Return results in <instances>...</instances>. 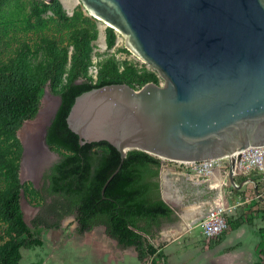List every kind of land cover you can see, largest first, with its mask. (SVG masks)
I'll use <instances>...</instances> for the list:
<instances>
[{
  "label": "water",
  "instance_id": "obj_1",
  "mask_svg": "<svg viewBox=\"0 0 264 264\" xmlns=\"http://www.w3.org/2000/svg\"><path fill=\"white\" fill-rule=\"evenodd\" d=\"M80 1L164 80L140 89L110 84L77 96L67 124L80 144L106 141L122 162L132 150L187 163L228 156L236 185L232 153L264 145V0ZM60 103L58 96L47 127ZM47 127L40 146L24 152L30 165L36 157L37 168L47 160L39 159L50 147ZM159 179L162 187L161 171ZM183 179L177 184L187 198L182 205L203 191L208 201L217 196ZM161 196L165 200L162 189Z\"/></svg>",
  "mask_w": 264,
  "mask_h": 264
},
{
  "label": "rangeland",
  "instance_id": "obj_2",
  "mask_svg": "<svg viewBox=\"0 0 264 264\" xmlns=\"http://www.w3.org/2000/svg\"><path fill=\"white\" fill-rule=\"evenodd\" d=\"M58 2L62 6L60 14L45 1V5L42 4L41 0H0V66L6 70L11 69L15 65L13 59L22 53L23 56L28 55L36 66H46L45 61L48 58L59 80L53 88H45V92L52 95L48 99L51 100V107L56 104L58 97L54 91H59L65 85L74 64L73 32L76 29H84L90 37L96 35L91 39L87 67V76L94 82L103 78L120 77L131 81L137 86L135 89L145 85L146 80L157 84L164 83L156 70L125 47L122 34L104 21L90 16L80 0ZM63 13L69 18H62ZM85 17L91 18L94 26L86 25L83 20ZM42 72L43 69L38 70L39 75ZM59 75L62 76L59 78ZM43 98L40 109L44 107ZM36 118L37 116L25 121L15 137L0 131V258L10 243L27 238L14 228L3 212V200L16 187L20 189L21 206L33 238L46 241L42 246L22 248V264H38V260L49 256L52 248L67 233L74 234L77 226L74 217L68 216L62 220L59 234L52 235L51 230L46 231L32 224L44 204L51 203L50 199L45 201L39 193L43 183L35 175L39 162L35 160V156L31 165L34 174L30 177L28 173H24L26 142L23 129ZM43 152L39 155L40 160L54 159L60 153H66L64 149L56 146H50ZM220 164L218 162L213 167L220 172L222 178V193L217 202L226 217L227 228L220 235L209 238L204 235L198 220L191 225L183 220L181 215L184 205L177 201L175 193L164 180L170 172L183 174L193 182L204 184L210 175L198 173L191 165L178 161H162V193L169 205L175 209L179 221L163 227L161 232L165 231V236L159 239L158 246L169 248L168 253L173 264H264V197L246 193L240 186L232 187ZM199 217L200 215H196V218ZM97 232L102 233L103 229L98 228ZM154 243L157 245L155 241Z\"/></svg>",
  "mask_w": 264,
  "mask_h": 264
},
{
  "label": "trees",
  "instance_id": "obj_3",
  "mask_svg": "<svg viewBox=\"0 0 264 264\" xmlns=\"http://www.w3.org/2000/svg\"><path fill=\"white\" fill-rule=\"evenodd\" d=\"M50 5L56 13H61L62 6L58 0H53ZM62 18L69 17L63 13ZM83 20L86 25L94 26L91 18ZM95 37L88 36L84 29L73 32L74 64L65 85L54 91L61 97V103L46 133L47 144L62 148L66 153H60L43 175L39 193L51 203L44 204L32 224L46 231L59 230L62 220L73 216L78 236L103 227L119 249L134 248L138 258L146 260L157 255L158 247L154 240L163 227L179 221L175 209L161 196L159 176L162 160L143 151L132 150L122 162L120 152L106 141L81 145L79 136L67 124L75 99L82 93L110 84L127 83L137 88L131 81L120 77L94 82L87 76L90 43ZM47 59L46 66H36L28 55L23 56L22 53L13 59L15 65L11 69L0 66L1 132L15 137L25 121L38 115L45 88H53L59 81L57 72ZM39 69H43L40 75ZM120 164L119 172L106 185L103 195L104 185ZM3 212L14 228L27 238L10 243L0 258V264H22V248L42 246L43 240L33 238L21 206L19 187L3 200Z\"/></svg>",
  "mask_w": 264,
  "mask_h": 264
},
{
  "label": "crops",
  "instance_id": "obj_4",
  "mask_svg": "<svg viewBox=\"0 0 264 264\" xmlns=\"http://www.w3.org/2000/svg\"><path fill=\"white\" fill-rule=\"evenodd\" d=\"M164 181L169 186L166 180ZM208 188H210L209 185ZM207 193L209 194V192ZM208 194L204 196V200L206 201L203 200L201 201L202 203L206 204L209 202L206 199ZM204 197L200 198L202 199ZM184 213L185 207L181 216L183 220H186L183 217ZM61 228L59 230H51L50 234H59ZM98 228H102L103 232L98 233ZM163 236H165V231L160 232L154 240L158 247L157 255L146 260H140L134 248L126 250L119 249L114 240L105 233L103 227H97L84 236H78L76 233H67L62 241L52 248L48 254L49 256L39 259V263L37 261L35 262L38 264H173V259L168 253L169 248L167 246L164 248L158 246L159 239H162ZM43 243H46V241H43Z\"/></svg>",
  "mask_w": 264,
  "mask_h": 264
},
{
  "label": "built area",
  "instance_id": "obj_5",
  "mask_svg": "<svg viewBox=\"0 0 264 264\" xmlns=\"http://www.w3.org/2000/svg\"><path fill=\"white\" fill-rule=\"evenodd\" d=\"M232 156L236 158V168L234 169L235 186H240L246 193H251L255 197H264V145L234 151ZM218 162H221L220 168L230 185L234 187L229 180L228 156L216 160L181 163L191 165L193 170L198 173L209 175L210 172L215 169L213 167L214 164ZM258 186H262L263 188L260 189ZM201 193V197L208 194L205 191ZM199 200H201V198ZM214 200L206 203L207 212H204L203 216L198 219L204 235L209 238L220 235L227 228L226 217L223 210L219 207V203H216Z\"/></svg>",
  "mask_w": 264,
  "mask_h": 264
},
{
  "label": "bare ground",
  "instance_id": "obj_6",
  "mask_svg": "<svg viewBox=\"0 0 264 264\" xmlns=\"http://www.w3.org/2000/svg\"><path fill=\"white\" fill-rule=\"evenodd\" d=\"M51 96L52 95H50L48 91L45 92V95L43 98V101H45L43 109L39 110V113H38L35 121L32 123L26 124L25 129H23L24 130L23 136H24V139L26 142L25 148L27 150H32L35 147L37 148V145L40 146L39 142H36L35 140H32V139L34 138L37 140V138H38L37 136L39 135L40 131L43 128L42 132L40 133V137H41V135L43 134V132H44L51 116H52V113L54 111L55 106L52 108V110L50 112L51 100L48 101V99H50ZM45 120H46V122H45ZM44 123L46 126L44 125ZM43 125H44V127H43ZM39 140H40V138H39ZM33 141H35V142H33ZM23 162H24V167H25L24 173L26 174L27 173V167L25 165H27L29 163L25 159ZM209 175H210V178L206 183L199 184L197 182H193L191 179H189L190 177L188 178L183 174H174V173L169 172L166 174V176H167L166 182L169 184L171 191L175 193V195L177 197L176 199L180 203L187 201L185 198V194H183L181 188L177 185L182 180H184L183 176L185 177L186 183H189V184L193 183L196 186L198 191H203L204 186L206 188H208V185H209L210 188H208V189H210V190L214 189L213 191H216L217 196L215 197L214 201L216 203H218L217 201L221 197V193H222L221 192L222 191L221 174L217 169H214L210 172ZM204 199H205V197L202 198L201 200H199L198 202H195V203H187L186 202V205L184 206L185 207V213L183 214V217L190 223V225L192 223H194L195 221H197L200 217L203 216L205 208H206V204L202 203L201 201H203ZM204 201H206V200H204ZM196 215H200V217L196 218Z\"/></svg>",
  "mask_w": 264,
  "mask_h": 264
},
{
  "label": "flooded vegetation",
  "instance_id": "obj_7",
  "mask_svg": "<svg viewBox=\"0 0 264 264\" xmlns=\"http://www.w3.org/2000/svg\"><path fill=\"white\" fill-rule=\"evenodd\" d=\"M55 106V104L51 107V109H50V112H51V110H52V108ZM47 118V117H46ZM45 122H46V120H45ZM44 125H45V123H44ZM44 125H43V127H44ZM46 126V125H45ZM42 130H43V128H42ZM42 130L40 131V133L42 132ZM40 133H39V135L37 136L38 138H37V140H35L36 142H39V138H40ZM32 140H34V139H32ZM31 140V141H32ZM35 141H33V142H35ZM39 147V145H37V148ZM59 157V156H58ZM58 157H56V158H54V159H48L47 158V160L44 162V163H42L40 166H39V168H37V170L35 171V175H36V177L37 178H40L41 180H42V178H43V175H44V173H45V171L47 170V169H49L53 164H54V162L58 159ZM29 163V162H28ZM26 167H27V173L29 174V176L30 177H32V175L34 174L33 173V169H32V167H31V165L30 164H27V165H25ZM42 183H43V180H42Z\"/></svg>",
  "mask_w": 264,
  "mask_h": 264
}]
</instances>
